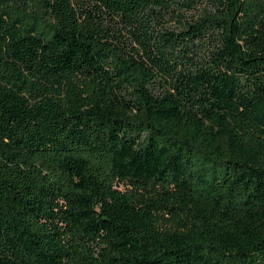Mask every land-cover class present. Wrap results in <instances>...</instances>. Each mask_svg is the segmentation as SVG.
<instances>
[{
	"label": "trees",
	"instance_id": "1",
	"mask_svg": "<svg viewBox=\"0 0 264 264\" xmlns=\"http://www.w3.org/2000/svg\"><path fill=\"white\" fill-rule=\"evenodd\" d=\"M0 264H264V0H0Z\"/></svg>",
	"mask_w": 264,
	"mask_h": 264
}]
</instances>
